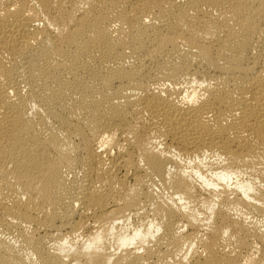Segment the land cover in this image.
<instances>
[{
  "label": "bare ground",
  "instance_id": "1",
  "mask_svg": "<svg viewBox=\"0 0 264 264\" xmlns=\"http://www.w3.org/2000/svg\"><path fill=\"white\" fill-rule=\"evenodd\" d=\"M0 264H264V0H0Z\"/></svg>",
  "mask_w": 264,
  "mask_h": 264
}]
</instances>
